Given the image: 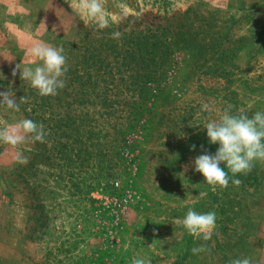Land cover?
I'll use <instances>...</instances> for the list:
<instances>
[{
    "label": "rangeland",
    "instance_id": "obj_1",
    "mask_svg": "<svg viewBox=\"0 0 264 264\" xmlns=\"http://www.w3.org/2000/svg\"><path fill=\"white\" fill-rule=\"evenodd\" d=\"M72 3L0 0V92L20 106L0 122L46 132L20 146L25 164L0 143V264H264V161L226 188L192 166L218 148L204 126L225 108L264 112V0H105L102 29ZM38 40L64 50L56 95L12 75ZM189 208L216 213L208 241L177 224Z\"/></svg>",
    "mask_w": 264,
    "mask_h": 264
},
{
    "label": "clouds",
    "instance_id": "obj_2",
    "mask_svg": "<svg viewBox=\"0 0 264 264\" xmlns=\"http://www.w3.org/2000/svg\"><path fill=\"white\" fill-rule=\"evenodd\" d=\"M71 7L82 19L94 23L100 29L108 25L105 0H73ZM113 38H119V33H113ZM63 52L62 47H54L40 40L35 41L25 53L29 63L22 70L17 64L12 75L15 76L19 70L20 79L28 81L39 95H56L57 91L65 86L63 77L67 67ZM0 79H3V76H0ZM23 99L21 97L19 100L23 101ZM0 105L15 111L20 110L11 89L0 92ZM231 107L229 105L225 108L218 120H210L204 126L208 142L219 145L215 153L205 151L192 161L194 171L200 173L204 182L213 187L226 188L230 179L231 183L238 187L242 181L232 177L237 174L247 175L251 172L254 162L264 161V112L257 111L251 116L243 113L237 115L232 114ZM45 136L44 125L37 124L31 119H20L11 124L0 122V143L15 150L13 159L17 163L28 162V158L20 151L21 145L28 141L42 143ZM195 147L192 145L191 149ZM216 219L214 211L197 212L189 208L186 215L177 220V224L189 235L208 241L217 227ZM205 250L204 245L191 249L193 254ZM131 264H151V261L137 256L132 259ZM229 264H252V261L248 257L236 258L230 260Z\"/></svg>",
    "mask_w": 264,
    "mask_h": 264
},
{
    "label": "trees",
    "instance_id": "obj_3",
    "mask_svg": "<svg viewBox=\"0 0 264 264\" xmlns=\"http://www.w3.org/2000/svg\"><path fill=\"white\" fill-rule=\"evenodd\" d=\"M179 39H174L173 42L170 44V49L174 48V49H180L179 47ZM168 46H166L167 48ZM159 62V63H158ZM156 63V65H158V68L160 67V69L162 70V72L157 73V75L153 72L149 73H142L141 75V83L140 85L142 86V88L144 89H149L147 87V84H156V82L158 81L160 75L164 74V72L169 68V66L167 65V63L169 64L170 60L167 61V56L164 57L163 59L161 58L159 61ZM167 62V63H166ZM166 63V64H164ZM162 67V68H161Z\"/></svg>",
    "mask_w": 264,
    "mask_h": 264
}]
</instances>
